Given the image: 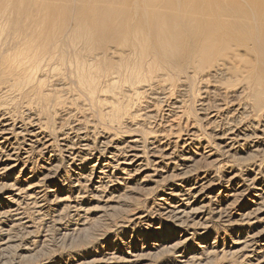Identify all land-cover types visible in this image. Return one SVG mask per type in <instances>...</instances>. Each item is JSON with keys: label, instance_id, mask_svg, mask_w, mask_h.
<instances>
[{"label": "bare ground", "instance_id": "bare-ground-1", "mask_svg": "<svg viewBox=\"0 0 264 264\" xmlns=\"http://www.w3.org/2000/svg\"><path fill=\"white\" fill-rule=\"evenodd\" d=\"M162 98L176 103L167 109L168 116L174 115L164 124L168 135L174 137L175 125L186 124L183 133L187 130L184 134L191 138L183 149L213 136L203 137L201 120L217 140L254 142L246 133L254 126L264 139V126L259 128L264 122V0H0L3 156L17 157L20 150L27 158L35 150L44 155L58 140L68 143L64 139L71 132L82 141L79 147L89 149L87 137L81 135L96 132L83 124L93 115L110 132L127 134L125 146L116 144L111 157H126L124 165L135 174L145 172L150 163L160 168L159 159L172 160L177 152V146L172 152L169 146H157L168 141L156 124L160 114L156 105ZM192 100L199 103L202 119L194 116ZM219 118L231 122L223 135L216 130ZM237 127L244 131L241 135L236 134ZM110 132L104 133L110 137L102 136L108 147L118 136ZM263 153L257 148L251 157ZM261 157L263 166L264 154ZM188 159L184 154L180 161ZM256 159L250 167L259 165ZM185 179L184 175L180 181ZM254 188L258 191L254 199L264 205V187ZM205 189L201 185L200 197L206 195ZM196 211L192 209L188 218ZM170 212L178 221L186 215L176 208ZM251 213L243 215L247 223L255 214ZM249 242L247 250L256 253ZM258 254L262 258L255 259L256 264H264V251Z\"/></svg>", "mask_w": 264, "mask_h": 264}, {"label": "rangeland", "instance_id": "rangeland-1", "mask_svg": "<svg viewBox=\"0 0 264 264\" xmlns=\"http://www.w3.org/2000/svg\"><path fill=\"white\" fill-rule=\"evenodd\" d=\"M160 102L156 105L160 111L156 124L161 125L160 132L168 135L164 124L174 118L173 114L168 116L167 109L174 106L175 100L162 98ZM191 102L194 116L202 119L199 103ZM24 112L21 113L26 117ZM90 117L83 124L95 129L94 137L92 132L81 136L87 137L85 140L93 148L79 147L82 141L71 132L70 138L64 139L68 143L57 138L61 140H56L44 155L35 150L27 158L25 151L18 150L20 153L12 160L0 151V215L13 213L0 216V264L257 263L261 257L258 253L264 251V205L262 200L254 199L258 193L254 187H264V165L259 162L264 153L257 159L251 153L257 148L264 151L260 129L254 126V130L246 132L254 142H230L215 139L213 129L201 120V126H197L205 131L203 137L213 135L214 140L210 136L209 143L204 139L183 149L191 137L185 136L187 130L183 133L186 124L182 121L180 127L175 125L174 137L168 135L167 144L157 143L161 148L169 146L170 152L177 146L173 159H159L160 168L150 163L145 172L135 174L133 168L124 165L126 157H111L117 152L113 149L116 144L125 146L127 134L110 132L98 117ZM217 122L216 130L223 135L231 122L224 118ZM263 126L261 122L259 128ZM237 128L236 134L241 135L244 131ZM106 132L118 135L115 145L104 144L107 140L102 136H107ZM221 142L222 147H217ZM184 154L192 161H180ZM255 159L259 165L250 167ZM184 175L186 179L181 182ZM201 185L206 188L204 197L198 195ZM202 206L204 209H199ZM227 206L228 211L219 212ZM174 208L186 213L185 219L178 221L170 212ZM256 208L259 211L255 213ZM192 209L197 213L188 218ZM251 212L255 214L248 224L243 215ZM250 240L251 250L256 253L247 250Z\"/></svg>", "mask_w": 264, "mask_h": 264}]
</instances>
